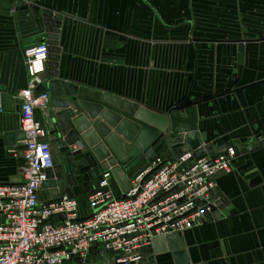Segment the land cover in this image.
Returning <instances> with one entry per match:
<instances>
[{"label": "crops", "instance_id": "obj_1", "mask_svg": "<svg viewBox=\"0 0 264 264\" xmlns=\"http://www.w3.org/2000/svg\"><path fill=\"white\" fill-rule=\"evenodd\" d=\"M31 3L64 15L61 79L90 94L108 91L156 111L179 110L182 123L216 147L237 142L233 169L215 178L227 201L221 215L181 234L190 264H264V0H0V184L22 179L21 140L8 145L6 136L22 131L18 93L30 79L25 50L43 42ZM36 116L52 128L42 109ZM142 158L136 150L124 170ZM90 178L82 175L73 188L85 212L83 182ZM113 189L122 193L117 180ZM156 262L175 264L172 251L156 254Z\"/></svg>", "mask_w": 264, "mask_h": 264}, {"label": "built area", "instance_id": "obj_2", "mask_svg": "<svg viewBox=\"0 0 264 264\" xmlns=\"http://www.w3.org/2000/svg\"><path fill=\"white\" fill-rule=\"evenodd\" d=\"M49 54L45 41L24 53L30 76L18 93L24 163L19 167V183L0 184V264H80L76 258L86 263L94 248L101 249L100 244L114 255L116 264H136L145 260L144 252L155 237L183 233L207 220L221 199L215 178L230 172L239 154L234 145L193 161L190 151L172 160L163 153L144 157L124 170L130 184L126 197L123 191L115 193L112 169L103 170L87 191L88 212L75 195L39 201L48 169L54 167L51 129L36 116V110L42 109L48 117L49 91L39 86ZM81 147V142L70 146L72 150Z\"/></svg>", "mask_w": 264, "mask_h": 264}, {"label": "water", "instance_id": "obj_3", "mask_svg": "<svg viewBox=\"0 0 264 264\" xmlns=\"http://www.w3.org/2000/svg\"><path fill=\"white\" fill-rule=\"evenodd\" d=\"M30 7L35 17L41 18V28L44 30L42 41L49 44L50 50L47 74H44L43 80L47 82L50 95L48 117L52 123L50 143L54 167L48 169V178L39 191V201L59 200L63 194L74 196L73 188L76 183L82 182V178L80 175H72L73 171L89 173L91 178L96 179L97 169L101 171L108 168L112 169L124 192L123 197H126L125 191L130 184L123 165L136 150L145 158L152 159L167 148L169 160L182 152L190 151L193 161L199 156L226 148L227 144L216 147L212 142H205L199 130L187 128L179 117V110L170 113L156 111L108 91L90 94L87 92L88 88L61 79L59 67L62 46L59 40L64 15L47 8L41 10L36 3H31ZM240 47L242 49V45ZM239 61L241 63L242 54ZM43 87L44 83L39 89ZM104 103L132 115L137 121ZM6 137L7 144L13 145L24 138V132ZM159 138L162 139L154 146V141ZM76 142H81L82 147L72 150L70 146ZM235 143L230 142L228 145ZM178 144L183 146H177ZM91 178L83 182L86 191L93 189ZM216 191L217 189L213 190V198H216ZM226 202L221 197L217 201V210L207 219L218 218ZM100 246L101 249L97 254L91 255L88 262H83L81 258H76V261L80 264H116L114 255H109L103 244ZM167 251H172L175 264H190L184 236L179 232L155 237L153 246L144 252L145 260L136 264H157L156 254Z\"/></svg>", "mask_w": 264, "mask_h": 264}, {"label": "rangeland", "instance_id": "obj_4", "mask_svg": "<svg viewBox=\"0 0 264 264\" xmlns=\"http://www.w3.org/2000/svg\"><path fill=\"white\" fill-rule=\"evenodd\" d=\"M197 7V6H196ZM198 8V7H197ZM208 9L211 11V14H212V12H214V9H213V6L211 7V6H208ZM208 9H206V13H209V11H208ZM222 11H224L223 9H222ZM228 13V12H227ZM224 17H222V19H221V21L222 22H228V20L226 19V17H225V19H223ZM72 171V170H71ZM97 172H98V174H99V170L97 169ZM85 174H87V173H82V174H80V172L79 171H73L72 172V175H80V177L82 178V175H85ZM119 184V183H118ZM121 188V187H120ZM122 190V189H121Z\"/></svg>", "mask_w": 264, "mask_h": 264}, {"label": "trees", "instance_id": "obj_5", "mask_svg": "<svg viewBox=\"0 0 264 264\" xmlns=\"http://www.w3.org/2000/svg\"><path fill=\"white\" fill-rule=\"evenodd\" d=\"M177 105H178V106H179V105H182V103H180V104H177Z\"/></svg>", "mask_w": 264, "mask_h": 264}]
</instances>
